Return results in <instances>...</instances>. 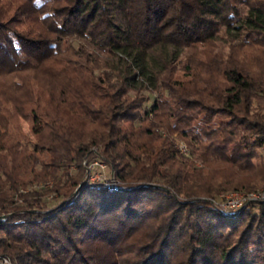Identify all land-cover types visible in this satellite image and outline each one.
I'll return each mask as SVG.
<instances>
[{
    "label": "trees",
    "instance_id": "obj_1",
    "mask_svg": "<svg viewBox=\"0 0 264 264\" xmlns=\"http://www.w3.org/2000/svg\"><path fill=\"white\" fill-rule=\"evenodd\" d=\"M209 46L217 51L205 60L200 49ZM259 47L264 0H23L9 20L0 19V75L38 70L74 51L93 77L90 96L109 100L77 102L82 116L106 129L92 142L111 176L66 175L65 191L50 205L19 194L28 183L0 165V253L13 264H97L92 245H115L165 214L131 264H174L180 251L183 264H261L264 202L233 214L197 198L179 173L135 174V146L120 125L163 113L191 138L189 147L207 142L200 154L220 149L231 164H250L264 149V62L247 52ZM42 115L32 111L35 126ZM221 115L227 119L216 122ZM71 143L70 159L88 157L81 136ZM173 147L167 156L174 160ZM61 152L52 160L69 159ZM121 160L135 162L133 170Z\"/></svg>",
    "mask_w": 264,
    "mask_h": 264
},
{
    "label": "rangeland",
    "instance_id": "obj_2",
    "mask_svg": "<svg viewBox=\"0 0 264 264\" xmlns=\"http://www.w3.org/2000/svg\"><path fill=\"white\" fill-rule=\"evenodd\" d=\"M22 2L23 0H2L0 19L9 20L14 15V9ZM19 28L26 29L23 25ZM73 43L77 45L75 39L70 38L69 44ZM75 50L78 51L76 48ZM200 50L203 51L205 60H211L217 46ZM251 51L247 50L254 63L264 62V48L259 47L254 53ZM73 52L72 50L65 52L59 63L53 61L38 70L0 75V165H7L11 176L28 183L20 189L19 194L28 196L37 194L38 199L50 205L56 204L60 192L65 191L62 188L67 184V176L72 180L88 173L91 182L105 181L111 176V167L105 163V157H102L104 160L97 157L102 148L92 142V139H97L98 135L105 133L106 129L82 116L84 109L77 102L109 100L90 96L93 77L86 66H81L82 61ZM79 93L85 97L83 100L78 96ZM32 111L44 114L39 126L34 125ZM226 119V116L221 115L215 121ZM120 125L128 128L127 134L135 146L132 151L138 159V164L121 160L120 167L128 163L129 171L133 170L134 167L131 166L136 164L137 175L143 171L151 174L153 172L161 174L165 171L179 173L185 186L198 192L197 198L210 199L215 206L221 208L230 198L236 199L235 205L243 202V205L232 208L235 211L229 210L233 214L250 203L264 202V200L249 202L244 199L246 195L264 193V149L256 150L257 156L250 164L239 166L231 164L220 149L216 150V154L212 148L209 149V153L200 154L207 142L194 148L189 147L186 141H190L191 138H185L180 130L174 129L175 122L172 119L169 121L163 113L151 115L147 121ZM146 129L157 135L149 134ZM66 134L68 143L60 138ZM80 136L86 142L84 146L86 151L90 153L81 160L70 159L75 156V153L71 152L73 148L70 144L73 145L71 142ZM169 144H173V148L179 151L174 160L167 156L171 155ZM58 150L63 151L61 153L67 151L69 159L63 160L61 157V160H52L51 156ZM160 162L164 164L161 165ZM156 164L158 167H150ZM0 177L4 180L1 170ZM178 198L181 201L186 199L184 195H178ZM18 199L16 197L15 201L22 205V200ZM165 216L161 214L157 218H151L141 227L125 233L115 245L102 243L92 245L96 263L131 264L140 244L148 239V235L155 231ZM0 256L13 264L10 257L1 253ZM186 258L185 252L180 251L175 257L174 264H183ZM261 264H264V261Z\"/></svg>",
    "mask_w": 264,
    "mask_h": 264
},
{
    "label": "built area",
    "instance_id": "obj_3",
    "mask_svg": "<svg viewBox=\"0 0 264 264\" xmlns=\"http://www.w3.org/2000/svg\"><path fill=\"white\" fill-rule=\"evenodd\" d=\"M244 199L249 201V202L257 201V200H264V193H262V194L253 193L250 195H246V197ZM235 204H236V199L230 198L227 204L226 203L224 205L222 204V208H224L225 210H234L235 211V209H232V208L239 207V206L243 205L244 203L240 202V203H238V205H235ZM0 264H10V263H9L7 258L0 256Z\"/></svg>",
    "mask_w": 264,
    "mask_h": 264
}]
</instances>
